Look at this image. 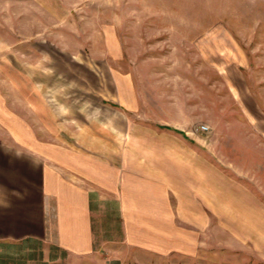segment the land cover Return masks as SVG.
<instances>
[{
	"label": "rangeland",
	"instance_id": "1",
	"mask_svg": "<svg viewBox=\"0 0 264 264\" xmlns=\"http://www.w3.org/2000/svg\"><path fill=\"white\" fill-rule=\"evenodd\" d=\"M0 144L158 179L132 264H264V0H0Z\"/></svg>",
	"mask_w": 264,
	"mask_h": 264
},
{
	"label": "crops",
	"instance_id": "2",
	"mask_svg": "<svg viewBox=\"0 0 264 264\" xmlns=\"http://www.w3.org/2000/svg\"><path fill=\"white\" fill-rule=\"evenodd\" d=\"M60 169L0 144V264H132V211L160 205L161 182L134 168L106 192L98 167L97 178Z\"/></svg>",
	"mask_w": 264,
	"mask_h": 264
},
{
	"label": "built area",
	"instance_id": "3",
	"mask_svg": "<svg viewBox=\"0 0 264 264\" xmlns=\"http://www.w3.org/2000/svg\"><path fill=\"white\" fill-rule=\"evenodd\" d=\"M201 129H206V126L204 125V126H201Z\"/></svg>",
	"mask_w": 264,
	"mask_h": 264
}]
</instances>
